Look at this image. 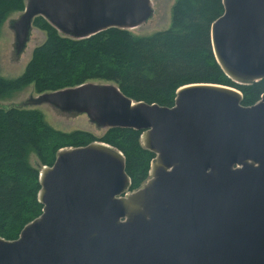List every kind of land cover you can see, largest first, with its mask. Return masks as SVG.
Segmentation results:
<instances>
[{"label":"water","instance_id":"water-1","mask_svg":"<svg viewBox=\"0 0 264 264\" xmlns=\"http://www.w3.org/2000/svg\"><path fill=\"white\" fill-rule=\"evenodd\" d=\"M211 27L216 59L237 84L264 79V0H223ZM152 0H26L12 21L26 49L35 18L90 38L130 30ZM99 128L142 131L154 153L150 177L129 192L124 154L94 141L58 151L42 166V214L15 240L0 237V264H264V95L243 105L234 87L195 83L173 107L126 96L116 83L86 82L29 99ZM21 105V107H23Z\"/></svg>","mask_w":264,"mask_h":264},{"label":"trees","instance_id":"trees-1","mask_svg":"<svg viewBox=\"0 0 264 264\" xmlns=\"http://www.w3.org/2000/svg\"><path fill=\"white\" fill-rule=\"evenodd\" d=\"M25 1L0 0V32L12 12L25 9ZM223 13V0H176L167 30L144 37L111 28L85 39L64 36L39 16L34 27L45 31L47 39L35 48L23 75L16 79L0 76V100L31 84L41 94L101 79L118 84L137 102L173 107L180 87L212 83L240 90L243 105L252 106L264 94V79L235 83L213 51L211 27ZM142 133L110 128L99 138L85 130L65 132L51 126L38 109L0 106V237L17 239L43 212L40 168L29 163L31 152L37 155L38 164L51 166L62 148L107 143L124 154L132 180L130 190L134 191L150 177L155 157L142 145Z\"/></svg>","mask_w":264,"mask_h":264},{"label":"rangeland","instance_id":"rangeland-1","mask_svg":"<svg viewBox=\"0 0 264 264\" xmlns=\"http://www.w3.org/2000/svg\"><path fill=\"white\" fill-rule=\"evenodd\" d=\"M176 0H152L154 9L153 16L138 27L132 28L129 31L137 36H151L156 32L167 30L172 25L173 9ZM23 12V11H22ZM20 11L12 12L8 19L4 22L0 32V76L6 79H16L23 75L26 71L29 62L32 59L33 52L36 47L42 45L47 39V33L37 27H33L30 40L27 43L26 49L20 54L15 49V34L11 26L12 21L18 19L22 14ZM94 83L108 84L112 82L101 79L92 80ZM39 94L35 90L33 84L27 86L21 91L16 92L10 98L0 100V106H9L11 104L22 105L31 98L37 97ZM40 110L45 120L54 128L72 132L75 130H85L92 132L99 138L102 137L107 128H99L92 123L86 114L81 115H64L49 104L39 106H23ZM29 163L34 167H39V159L34 152L28 157ZM132 192V190H129Z\"/></svg>","mask_w":264,"mask_h":264},{"label":"flooded vegetation","instance_id":"flooded-vegetation-1","mask_svg":"<svg viewBox=\"0 0 264 264\" xmlns=\"http://www.w3.org/2000/svg\"><path fill=\"white\" fill-rule=\"evenodd\" d=\"M231 87V86H230ZM238 90V89H237ZM240 91V90H239ZM241 92V91H240ZM264 95V94H263ZM262 97V96H261ZM259 102V101H258ZM255 105V104H254Z\"/></svg>","mask_w":264,"mask_h":264}]
</instances>
